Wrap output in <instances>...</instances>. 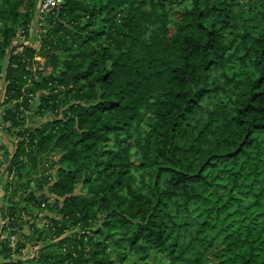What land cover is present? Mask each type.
<instances>
[{"label": "trees", "instance_id": "obj_1", "mask_svg": "<svg viewBox=\"0 0 264 264\" xmlns=\"http://www.w3.org/2000/svg\"><path fill=\"white\" fill-rule=\"evenodd\" d=\"M38 1L0 0V264H264V0Z\"/></svg>", "mask_w": 264, "mask_h": 264}, {"label": "rangeland", "instance_id": "obj_2", "mask_svg": "<svg viewBox=\"0 0 264 264\" xmlns=\"http://www.w3.org/2000/svg\"><path fill=\"white\" fill-rule=\"evenodd\" d=\"M155 3L158 0H154ZM238 5L236 6V8L238 7H242L243 9H247V5L251 4V5H255L257 6V0H236ZM148 6H150V4L148 3ZM157 10V13H162L165 12L168 14V24L171 26L174 24V21H176V19H182L183 18V4H181L180 2H178L177 0H167L166 2L163 3V7L162 9L156 5L155 11ZM0 29H2V24L0 21ZM38 58V57H36ZM3 62V60H2ZM50 71V68L47 69V72ZM22 99V98H21ZM32 103H36V99L33 100ZM2 111V108H0V113ZM148 115L144 117V124L147 125L148 123ZM5 125H7V123H5ZM1 141V140H0ZM26 153H29V150L26 151ZM61 157V153H60V149L58 146H54V145H50L48 146L47 149H45V151L41 152V155H39L38 157H35L36 159V168L39 170L37 171V173L33 176H31V187L32 189L35 191L36 195L41 196L43 194L42 197L44 196H48L50 201H54L55 196H53V194H50L48 192V187L50 185H52L54 183V177L56 175V169L57 167H59V159ZM3 161V156H2V149H0V163ZM47 163V164H46ZM46 164V165H45ZM21 164H18L15 166V168H13V173L16 172L17 167H20ZM44 167V169H48L46 171H43V169H41V167ZM29 168L31 167V164L29 165ZM28 171V169H26L24 171V173H26ZM48 174L50 176H48ZM15 176H12L13 179ZM46 177V178H45ZM15 179V178H14ZM17 179V178H16ZM26 178H23V181ZM37 179L40 180L39 183H36ZM56 195V194H55ZM57 196V195H56ZM38 211H43L45 212L43 209H38ZM38 212V213H39ZM47 213V212H46ZM45 214V213H44ZM49 216H53V213H48ZM43 221H41L42 223ZM24 231L27 232L26 227L24 228ZM10 239L13 241V245L16 243L17 241V237H10ZM31 252V249H29L28 247L26 249L23 250V253L28 255ZM135 260L138 264H150L152 259L150 256L147 255H142V254H137L135 257Z\"/></svg>", "mask_w": 264, "mask_h": 264}, {"label": "built area", "instance_id": "obj_3", "mask_svg": "<svg viewBox=\"0 0 264 264\" xmlns=\"http://www.w3.org/2000/svg\"><path fill=\"white\" fill-rule=\"evenodd\" d=\"M62 0H39L37 5V14L40 15L41 13H44L45 11L51 9L53 6H55L57 3H60ZM36 24V23H35ZM34 24V26H35ZM37 26L39 27L38 31H42L40 29L41 23H37ZM30 43V39H23L20 40V42L17 43L15 47V52L21 53L24 46L28 45ZM2 86H3V80H2V73H0V97L2 95ZM26 114H30V112H26Z\"/></svg>", "mask_w": 264, "mask_h": 264}]
</instances>
